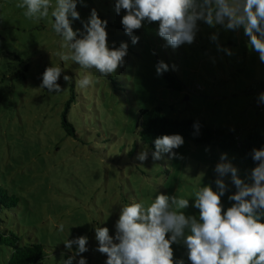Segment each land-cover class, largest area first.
<instances>
[{
    "label": "rangeland",
    "instance_id": "374dc122",
    "mask_svg": "<svg viewBox=\"0 0 264 264\" xmlns=\"http://www.w3.org/2000/svg\"><path fill=\"white\" fill-rule=\"evenodd\" d=\"M19 2L0 0V184L18 197L17 206L0 212V227L43 245L45 255L36 264H65L76 246L67 249L64 241L79 236L87 237L88 250L80 254L86 264H106V254L96 251L95 229L107 227L115 237L121 207L133 201L151 203L159 194L176 195L189 200L182 210L185 216L199 219L194 190L211 186L218 191L215 166L222 154L242 180L252 183V168L234 152L184 140L173 150L175 157L163 153L162 159L153 160L154 151L136 140L139 107L160 106L175 119L200 116L241 137L264 117V103L258 102L264 93V62L250 48L243 28L226 30L200 21L194 41L173 49L157 34V22L144 21L134 30L139 41L133 45L121 23L126 11L116 13V0H77L80 19L72 27L79 30L78 37L82 21L95 9L107 21L108 47L128 44L123 65L102 76L61 61L56 55L61 37L51 28L52 18L33 22L16 7ZM161 60L181 80V90L168 88L157 75ZM50 66L62 68L58 93L40 87ZM88 72L96 83L78 89L75 81ZM65 74L70 81H64ZM70 99L66 115L75 135L62 127ZM142 151L149 153L144 162L137 159ZM224 180L228 187L221 203L226 211L234 203L228 197L237 189L230 177ZM171 247L174 261L190 262L182 239ZM9 254L0 245V264H7Z\"/></svg>",
    "mask_w": 264,
    "mask_h": 264
},
{
    "label": "clouds",
    "instance_id": "9594fccd",
    "mask_svg": "<svg viewBox=\"0 0 264 264\" xmlns=\"http://www.w3.org/2000/svg\"><path fill=\"white\" fill-rule=\"evenodd\" d=\"M16 7L24 9V16L33 22L52 18L51 28L61 37V50L56 52L61 61H72L82 69H95L102 76L115 73L123 65L128 44L108 47L107 21L101 20L95 9L86 22L82 21L83 32L78 37L79 30L72 27V21L80 19L77 0H20ZM121 9L126 11L121 23L133 45L139 41L133 35L134 30L140 29L144 21L157 22V34L173 49L191 44L198 22L202 21L212 27L221 25L226 30L243 28L250 48L264 62V0H116V13ZM211 39L217 41L218 37L213 34ZM217 47L220 49L219 44ZM222 50L231 55L230 50ZM168 70L169 65L164 61L157 63V75ZM61 73V67H47L40 87L49 92L62 91L57 82ZM63 79L70 81L71 77L65 74ZM95 83L90 72L75 81L80 90ZM258 102L264 103V93L259 94ZM193 127L198 129L199 125ZM183 143L179 134L157 137L151 157L159 160L163 153L175 157L177 153L173 150ZM148 157L149 153L142 151L137 159L144 162ZM252 159L257 163L251 170L252 183H246L226 154L221 155L215 166L218 191L211 186L194 190L199 219L185 216L182 210L189 206V200L176 195L159 194L151 203L133 201L123 205L115 224V237L109 235L107 227L95 229L96 251L106 254V264H184L183 260L174 261L171 247L182 239L191 264H264V147L253 149ZM224 177H230L237 189L229 195L228 199L234 203L226 211L221 203L228 187ZM60 230L63 231V225ZM64 245L67 249L76 246L65 264H72L78 256L77 264H86L80 255L88 250L86 236L67 239Z\"/></svg>",
    "mask_w": 264,
    "mask_h": 264
},
{
    "label": "trees",
    "instance_id": "16d2710c",
    "mask_svg": "<svg viewBox=\"0 0 264 264\" xmlns=\"http://www.w3.org/2000/svg\"><path fill=\"white\" fill-rule=\"evenodd\" d=\"M162 76L168 88L181 90L183 84L175 73L166 71ZM260 85L264 92V80H261ZM71 99L67 101L66 109L61 115L62 127L67 135H75L73 124L66 115ZM194 124H198L199 128L195 129ZM136 133V140L142 141L151 151H155L154 141L157 137L179 134L186 141L206 144L220 151L234 152L236 157L245 160L253 169L257 162L252 159V151L264 147V117L255 126L249 128L244 137H241L233 131L227 132L209 125L200 116L175 119L166 116L160 106L139 107ZM17 202L18 197L10 194L8 189L0 184V212L4 209L11 210L17 206ZM0 245H5L10 250L7 264H36L45 255L41 243L25 241L6 226L0 227Z\"/></svg>",
    "mask_w": 264,
    "mask_h": 264
}]
</instances>
